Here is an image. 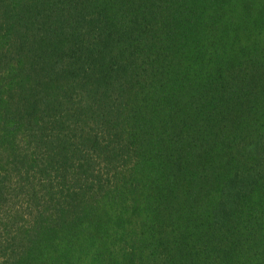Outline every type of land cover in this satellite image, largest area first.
I'll return each instance as SVG.
<instances>
[{"label":"trees","instance_id":"1","mask_svg":"<svg viewBox=\"0 0 264 264\" xmlns=\"http://www.w3.org/2000/svg\"><path fill=\"white\" fill-rule=\"evenodd\" d=\"M0 264H264V0H0Z\"/></svg>","mask_w":264,"mask_h":264}]
</instances>
